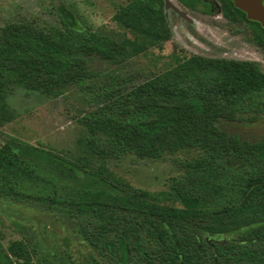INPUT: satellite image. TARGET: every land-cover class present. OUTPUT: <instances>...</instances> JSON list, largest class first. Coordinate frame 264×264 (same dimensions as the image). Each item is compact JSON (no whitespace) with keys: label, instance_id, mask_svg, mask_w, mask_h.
Wrapping results in <instances>:
<instances>
[{"label":"trees","instance_id":"16d2710c","mask_svg":"<svg viewBox=\"0 0 264 264\" xmlns=\"http://www.w3.org/2000/svg\"><path fill=\"white\" fill-rule=\"evenodd\" d=\"M178 1L193 11L198 3L209 6L208 0ZM220 1L226 19L255 26L264 48L260 25L247 21L231 0ZM162 6V0H131L119 9L114 21L132 38L83 27L63 7L61 28L44 29L29 21L1 28L0 97L12 85L55 96L72 87L94 91L103 105L82 122L94 135L106 137L91 146L99 157L131 154L157 161L178 147L206 153L184 163L187 172L173 183L181 208L151 203L136 190L108 200L83 192L77 205L100 222L92 229L81 224L79 233L107 264H264V141L241 142L216 125L220 119L234 120L246 102L264 107V102L254 101L264 94V74L257 64L191 56L139 84L119 81L106 86H98L100 75L87 68L91 56L129 64L170 41ZM3 101L0 126L9 116ZM20 151L24 156L34 152L87 187L98 182L76 163L33 147ZM5 154V148L0 150V169H13L15 164ZM102 191L99 195L104 196L106 190ZM143 233L153 243L150 248L141 241ZM9 253L0 255V264H32L21 242H12Z\"/></svg>","mask_w":264,"mask_h":264},{"label":"rangeland","instance_id":"374dc122","mask_svg":"<svg viewBox=\"0 0 264 264\" xmlns=\"http://www.w3.org/2000/svg\"><path fill=\"white\" fill-rule=\"evenodd\" d=\"M131 0H0V29L16 22L29 21L44 29L61 28L59 8L71 12L78 24L106 35L132 38L119 28L114 16ZM218 13L198 3L194 11L178 0H162L170 41L151 48L129 64L111 63L91 56L87 68L100 75L98 86L119 81L139 84L159 76L185 57L226 59L256 63L264 74V48L258 43L257 30L248 22L233 23L223 15L220 0H208ZM0 99L9 113L0 126V150L15 164L0 169V255H10L12 242H21L32 264H107L79 233L81 224L88 228L100 220L77 204L81 196L96 194L108 200L115 194L145 193L146 199L166 208H181L173 183L187 172L183 164L206 155L194 147H178L161 160L140 159L126 154L99 157L91 146L106 137L94 135L82 122L97 114L103 98L95 92L65 88L60 95L29 91L19 85L5 89ZM264 102V94L254 98ZM234 120L220 119L217 127L241 142L264 141V107L246 102ZM33 147L73 162L96 178L91 187L69 178L48 160L33 154L24 156L20 149ZM88 158V160H86ZM103 169V170H102ZM102 170L103 172H100ZM106 190L104 196L99 195ZM7 192L30 196L16 199ZM54 200L55 203H51ZM141 241L153 243L143 233ZM13 264H24L13 260ZM138 264H148L139 261Z\"/></svg>","mask_w":264,"mask_h":264},{"label":"water","instance_id":"95a60500","mask_svg":"<svg viewBox=\"0 0 264 264\" xmlns=\"http://www.w3.org/2000/svg\"><path fill=\"white\" fill-rule=\"evenodd\" d=\"M235 7L246 15L251 22L261 24L264 28V3L263 0H231Z\"/></svg>","mask_w":264,"mask_h":264},{"label":"flooded vegetation","instance_id":"af4514ba","mask_svg":"<svg viewBox=\"0 0 264 264\" xmlns=\"http://www.w3.org/2000/svg\"><path fill=\"white\" fill-rule=\"evenodd\" d=\"M209 3V5H210V9H211V12H213V11H215L214 9H213V6H214V4L212 3V2H210V1H208ZM263 3H264V0H263ZM193 11V10H192ZM211 14V13H210ZM216 14V13H215ZM212 15V14H211ZM214 15V14H213ZM223 15V14H222ZM247 20V19H246ZM248 21V20H247ZM249 22H251V21H249ZM253 23H256V22H253ZM257 24H259V23H257ZM260 25V28L261 29H263L264 30V28L261 26V24H259Z\"/></svg>","mask_w":264,"mask_h":264}]
</instances>
